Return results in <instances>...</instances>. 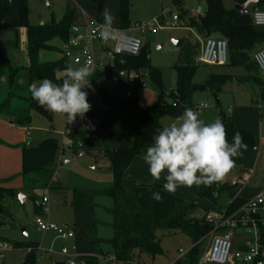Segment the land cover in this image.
Returning <instances> with one entry per match:
<instances>
[{"label":"rangeland","instance_id":"374dc122","mask_svg":"<svg viewBox=\"0 0 264 264\" xmlns=\"http://www.w3.org/2000/svg\"><path fill=\"white\" fill-rule=\"evenodd\" d=\"M19 0H7L11 7V15L0 28V39L7 54L9 66L17 67L23 57L22 29H15L11 26V17L17 14V4ZM129 0L130 9L128 20L129 28L124 32L126 34L139 38L142 42L145 54L148 57L149 65L159 71L160 80L164 87L158 89L151 81L146 69L139 72V78L144 81L146 88L137 90L130 87L125 82L110 80L106 82L104 89L109 88V96L115 109L104 106L101 95L98 91L88 92V102L92 105L91 110L83 119L77 117L71 124L70 135L66 134L68 123L65 118L59 115H53L49 122L46 117L32 111L31 122L28 126H14L9 132V138L17 143H31L37 146L38 143L47 137L54 138L58 143L56 155V167L52 180L55 181L50 188L36 190L33 193L34 199L25 197L21 202L15 196L4 195L0 201V264H21L26 254V249L21 244L32 243L35 245L36 264H68L69 260H76L73 256L79 254L96 253L100 249L108 256L111 253L109 239L112 237V217L107 212L111 207L112 201L107 196H100L95 199L96 206L90 207L82 204H71V191L74 188H105L111 183V173L108 169V159L101 149V134L107 144L111 147L128 146L131 141V124L135 119V111L132 109L119 110L120 100L125 98V93L130 91L133 96L139 98L143 106L152 103L169 105L173 98L166 94H175L177 85V75L175 64L179 53V45L174 40H188L196 42L201 47L203 38H198L192 28L187 27L185 21L181 18L174 19V15H179L181 9L186 14L196 17L206 8L205 0ZM73 0H27V13L29 22L32 24L48 23L51 20L58 21L62 18L66 9H82L77 4L72 8ZM225 9H233L235 3L233 0H221ZM113 5L109 10L114 15L116 8ZM93 16L96 18L97 4L95 3ZM251 7L249 8V12ZM83 13H85L83 11ZM159 14L163 15V23L157 20ZM92 15V14H91ZM104 22L102 12L98 13ZM115 22V20H114ZM153 22V31L140 30L136 27L140 23ZM175 23V27L169 25ZM162 28H159V26ZM115 29L117 24L113 23ZM50 48L42 49L39 52L40 62L56 61L61 55L63 42L59 38H53L49 41ZM112 42L109 40L106 47H95L94 56L98 63H101L102 72L108 73L109 66L112 63V56L107 53L111 49ZM261 47V46H259ZM257 48V47H256ZM255 48V49H256ZM254 49V50H255ZM254 50L249 51L250 58ZM198 57V56H197ZM196 57V68L193 76V83L203 84L210 75L230 76L231 79L224 85L217 94L219 106L216 105L215 96L207 89L197 90L191 98L192 108L200 113V118L206 123L213 122L219 115V111L232 121V123L242 129L252 133L255 139V148L243 151V153L252 154L234 158L235 168L226 176L223 182L230 183L235 174L249 173L247 167L251 169V176L247 180V187L261 190L264 187V100L259 97V85L257 79L250 77V72L244 66L225 65H207L200 63ZM69 66L78 68L80 64L74 59H70ZM258 76V75H257ZM245 77V78H244ZM259 78V76H258ZM23 81V83H21ZM8 75L6 66L0 62V103L5 99L9 91V104L11 107H25L27 103L24 98H31L27 74L19 70L14 76L11 86L8 87ZM206 104V107L199 108L200 104ZM14 104L18 106H13ZM230 108L233 113L229 115L226 110ZM185 109L181 111L183 113ZM176 117L170 114H163L159 118L162 127L170 124ZM3 120L0 125H10L7 117H0ZM89 120L95 127V132H88L86 121ZM28 130L31 136L26 137ZM2 133H0L1 135ZM0 145V154L2 151ZM7 148V147H5ZM17 150V148H8ZM14 152V151H13ZM19 152V151H18ZM10 155V154H9ZM6 156V157H9ZM1 158V155H0ZM6 167L11 171V181L18 179L17 174L20 170V159L11 156ZM246 169V170H245ZM245 170V171H243ZM19 175V174H18ZM55 176V177H54ZM237 188H228L220 195L217 203H211L208 200L195 199L202 207L207 208V214L212 215L216 211L226 209L231 194ZM18 192H21L20 190ZM27 196L28 192H21ZM45 196L47 202L42 203L44 213L37 215L34 200L41 203V198ZM201 213V212H200ZM92 214L99 222L96 226V235L103 242L99 247H90L84 241L80 232H87V215ZM36 216H41L45 221L55 223L58 226H64L73 232V236L67 239H60L53 231H41L34 223ZM232 249H240L244 242L249 240L251 233L245 230L234 229ZM159 245L162 253L151 256L146 253L136 255L134 261L136 264H175L179 258L187 260V255L182 257L179 249L186 253L191 247V240L180 231L167 233L163 230L157 231ZM209 242V236H205L200 241L201 253L204 252ZM63 249H66L64 255ZM77 261V260H76Z\"/></svg>","mask_w":264,"mask_h":264},{"label":"trees","instance_id":"16d2710c","mask_svg":"<svg viewBox=\"0 0 264 264\" xmlns=\"http://www.w3.org/2000/svg\"><path fill=\"white\" fill-rule=\"evenodd\" d=\"M105 0H96L98 12ZM245 0H233L235 4L243 3ZM205 10L192 17L182 10L177 18L185 21L187 27L192 28L198 38L209 36L224 38L227 42V62L229 66H244L250 72V77L257 79L259 85V97L264 100V77L259 72L252 58L248 53L256 47L264 46V28L256 27L251 21L248 12L238 13L234 8L225 9L221 0H205ZM252 7L264 9V0ZM251 7V8H252ZM130 9L129 0H119L118 28L120 30L129 27L128 13ZM11 15V7L7 0H0V28L3 27L4 20ZM74 20V11L66 9L62 18L58 21L51 20L48 23L32 24L29 22L27 13V0H19L17 4V14L11 17V26L15 29L23 28L25 35L23 57L19 67L9 66L4 45L0 39V62L6 66L8 75V87L19 69H25L28 76V84L38 83L42 79L48 78L54 82H60L56 78V70H63L69 66V58L61 55L56 61L40 62L39 52L42 49L50 48L49 41L59 38L65 43L69 38V27ZM157 20L162 23V16H157ZM179 45V53L174 66L177 75V85L175 94H166L173 98L169 105L152 103L148 106H141L138 97L131 95L120 100L119 110L132 109L136 112L132 128L131 141L128 146L111 147L105 138L99 134L101 149L108 159V169L111 173V183L105 188H74L71 191V204H82L95 207V199L100 196H107L111 199V207L107 212L112 217V237L109 239L111 253L116 259V264H131L135 262L136 255L146 253L151 256L162 253L157 236L158 230L171 233L180 231L191 240L190 249L182 256L187 255V260L178 259L175 264H197L201 255L200 241L208 236L212 229L210 222L206 220V208L198 205L193 200H186L174 194L167 193L160 184H145L136 180H125L124 171L128 168L132 160L146 150L153 142V137L158 129L163 127L159 123V118L163 114H170L174 117L181 115V111L192 108L191 98L197 90H209L215 97L222 91L224 85L231 79L230 76L210 75L203 84L193 83V76L196 68V57L200 47L196 42L188 40H176ZM133 69L141 72L142 69L148 71L149 78L154 85L163 90L159 71L149 65L148 57L143 46L135 56L126 54L115 55L109 66V72L105 73L96 70L91 76L92 88L89 90L98 91L101 95L104 106L115 109L109 93L105 92L100 81L104 77H110L119 70ZM259 78H258V76ZM9 91L5 99L0 103V117H7L12 124L18 127H26L31 122V113L36 111L43 115L50 122L52 113L46 111L38 102L31 98H24L27 102L25 107H11L9 104ZM216 105L219 106L218 98ZM218 117L224 123L227 130V138L232 142L233 135L239 131L243 136V141L247 145V150L255 148V139L248 130L238 128L232 124L230 118L219 111ZM71 124L66 126V134L70 135ZM96 129L93 130L95 132ZM0 143H2L0 141ZM21 149V177L22 185L20 189H13L4 186L7 180L0 181V201L4 195L15 196L20 190L28 192L26 197L34 199L33 193L36 190L50 188L55 181L52 180L56 167V155L58 143L54 138H44L37 146L32 144H20ZM129 183L128 186H124ZM231 186L222 182L213 184L211 187L199 186L195 196L205 199L211 203H217L221 194ZM159 192L163 196V201L158 202L153 199V193ZM246 199L235 197L228 201L226 209L228 211L241 205ZM37 215L43 213L42 203L34 200ZM1 209V208H0ZM2 211V210H1ZM201 212V213H200ZM99 222L92 214L87 215V232H80L86 243L90 247H99L103 242L96 235V226ZM26 249V254L21 264H36L35 245L32 243L21 244ZM97 255H107L100 249ZM82 264H100L94 259H87Z\"/></svg>","mask_w":264,"mask_h":264},{"label":"clouds","instance_id":"9594fccd","mask_svg":"<svg viewBox=\"0 0 264 264\" xmlns=\"http://www.w3.org/2000/svg\"><path fill=\"white\" fill-rule=\"evenodd\" d=\"M102 15L104 22L99 26V38H115L118 31L113 27L115 17L108 8L103 9ZM92 75L93 70L87 65L68 66L62 71L56 70L60 82L45 78L32 83L28 90L32 99L46 111L73 124L77 117L83 119L92 108L85 91L92 88ZM242 149L246 151L247 145L239 131L229 142L226 127L219 117L206 123L199 112L186 108L170 124L157 130L142 159L152 180L160 181L163 177V189L174 194L180 187H211L222 183L236 166L234 158L243 156ZM153 199L162 202L163 196L154 192Z\"/></svg>","mask_w":264,"mask_h":264},{"label":"built area","instance_id":"2783aa9c","mask_svg":"<svg viewBox=\"0 0 264 264\" xmlns=\"http://www.w3.org/2000/svg\"><path fill=\"white\" fill-rule=\"evenodd\" d=\"M254 26L264 28V9L252 7L249 12ZM102 23L97 19H90L84 25L77 26L72 24L69 27V38L63 43L61 52L67 58L76 59L80 66L87 65L93 72L100 70L101 63L96 61L94 56V45L100 44L106 47V43L111 40V49H107L112 57L115 55L126 54L135 56L139 53L142 42L139 38L126 34L123 30H118L115 38L103 40L99 38V26ZM163 25L159 26L162 28ZM175 27L173 23L169 25ZM136 27L142 31H153V22L140 23ZM200 63L207 65H225L227 62V42L224 38L209 36L201 41L200 51L197 57ZM252 60L257 66L259 72L264 77V48H258L253 52ZM79 66V67H80ZM91 79V77H90ZM116 80L125 82L132 88L143 90L146 84L139 78V73L133 69H121L110 77H104L100 84L105 87L106 82ZM91 85H92V81ZM89 92V89H85ZM106 93L110 90L107 88ZM132 93L127 91L125 97H130ZM206 107V104H200L199 108ZM230 111V110H229ZM29 136V131L26 130ZM250 173H242L230 180L231 187L240 188L244 186L249 179ZM47 202L43 196L41 203ZM206 220L211 223L212 229L209 232V242L204 252L201 253L197 264H264V187L253 197L246 199L241 205L228 211L222 209L214 212L212 215L206 213ZM34 223L41 231H53L60 239H67L73 236V232L66 226H58L55 223L45 221L41 216H36ZM234 229L245 230L251 233L249 240L244 242L240 249L233 250ZM179 253L184 255L183 249ZM64 255H69L64 253ZM100 264H116L114 256L96 255L94 258ZM68 264H79L76 260H69ZM131 264H136L132 262Z\"/></svg>","mask_w":264,"mask_h":264},{"label":"crops","instance_id":"0c3cea01","mask_svg":"<svg viewBox=\"0 0 264 264\" xmlns=\"http://www.w3.org/2000/svg\"><path fill=\"white\" fill-rule=\"evenodd\" d=\"M112 1H114V6H115V8H116V11H114V15H115V22H114V24H117V27L116 28H118V12H119V0H105L104 1V3L102 4V6H101V12H103V9L104 8H108L109 9V7L111 6V5H113V4H111L112 3ZM173 3H177V0H173L172 1ZM95 3H96V0H73V2H72V8H74L77 4H79L78 6H81V8L82 9H70V10H73L74 11V20H73V23L72 24H74V25H77V26H82V25H84L88 20H90L91 18L90 17H88V16H93V13H94V10H95ZM97 4V3H96ZM97 11H96V18L95 19H97V20H99L101 23H102V19L100 18V15H98V13L100 12H98V5H97ZM182 10H184V9H181V11ZM83 11L85 12V13H83ZM202 13V12H201ZM92 14V15H91ZM95 14V13H94ZM159 15H161L162 16V23H163V21H164V19H163V15L162 14H159ZM158 15V16H159ZM94 17V16H93ZM102 17H103V15H102ZM173 18L174 19H176L177 18V15H174L173 16ZM130 23V22H129ZM129 28V27H128ZM128 28H126V29H128ZM22 29V32H21V36H22V38H21V40H22V44H23V46H22V48H23V50H24V42H25V35H24V29L23 28H21ZM119 29V28H118ZM126 29H123V31H125ZM95 47H101V45L100 44H95L94 45V51H95ZM261 47H263L264 48V46H261ZM261 47H257L256 49H258V48H261ZM255 49V50H256ZM254 50V51H255ZM76 62H78V60H76V59H74ZM79 63V62H78ZM21 64V63H20ZM80 64V63H79ZM20 66V65H19ZM19 66H17V67H19ZM19 70H23V71H25L26 72V70L25 69H19ZM18 70V71H19ZM101 70V69H100ZM17 71V72H18ZM26 74H27V72H26ZM16 75V74H15ZM27 78H28V76H27ZM245 78V77H244ZM11 86V85H10ZM227 86H224L223 87V89L224 88H226ZM215 98H217V97H215ZM138 100H139V98H138ZM139 104L141 105V106H143V104H142V102L139 100ZM27 105V103H25V106ZM13 106H18V105H16V104H14ZM22 107V106H21ZM230 110V111H229ZM226 112L229 114V115H231L232 113H233V111H232V109H230V108H228L227 110H226ZM135 116H136V112H135ZM2 119L0 120V123H2ZM134 122V121H133ZM233 124V123H232ZM234 125V124H233ZM235 126V125H234ZM237 127V126H236ZM13 128H14V126H13V124L12 123H10V125H7V126H5L4 124L3 125H0V133H2L1 135H0V141L2 142V143H0V145L2 146L1 148H2V151H1V158H0V181H2V180H7L5 183H4V186H6V187H9V188H13V189H20L21 188V185H22V181H21V177L17 174V176H18V179L17 180H15L14 182H12L11 181V178H9L10 177V175L12 174L11 173V171L9 170V168L8 167H6V163H7V161H8V159L11 157V156H13V157H18L19 159H20V170H21V149H20V147H19V145L21 144V143H17L16 141H14L12 138H9L10 137V135H8L9 134V132L11 131V130H13ZM239 128V127H238ZM23 132H25L24 133V135L26 136V137H28L27 135H26V130L25 129H23L22 130ZM29 136H31V133L29 132ZM23 144V143H22ZM25 144H29L28 142L26 143L25 142ZM31 144V143H30ZM5 147H7V148H5ZM13 147H15V148H17L18 149V151L17 150H10V149H8V148H13ZM243 150V149H242ZM14 151V152H13ZM244 151V150H243ZM246 151H248V150H246ZM146 152V150H143L142 151V153L140 154V155H138V156H136L133 160H132V162L130 163V165L128 166V168L124 171V173H123V177H124V179L125 180H128V181H130V180H136V181H139V182H142V183H145V184H152V183H156V184H160V185H162L163 186V183H165V181H164V179H163V177L161 178V180L160 181H153L152 180V177L150 176V173L148 172V167H147V165L145 164V162L143 161V159H142V156L144 155V153ZM10 154V155H9ZM9 155V157H6V156H8ZM243 155L244 156H249V157H251L252 156V154H250V153H243ZM246 169H248V171H250L251 172V169L249 168V167H247ZM245 169V170H246ZM20 170H19V172H20ZM245 170H243V171H245ZM249 172V173H250ZM240 174V173H239ZM239 174H235L232 178H231V180L235 177V176H238ZM250 176H251V173H250ZM250 176H249V178H250ZM55 177V176H54ZM249 180V179H248ZM129 185V183H126L124 186H128ZM198 188L199 187H197V186H193V187H191V188H188V187H180V188H178L177 189V191L174 193V195H176V196H178V197H180V198H183V199H186V200H193V201H195V199L197 198L196 196H195V194H196V191L198 190ZM257 188H251V187H247V185L245 184L244 186H242V187H240V188H237L236 190H235V192L234 193H232L231 194V199H233V198H235V197H238V198H242V199H248V198H251V197H253L259 190H256ZM198 199V198H197ZM200 199V198H199ZM230 199V200H231ZM201 200H205V199H201ZM196 202V201H195ZM197 203V202H196ZM198 205H200V203L198 202L197 203ZM200 206H202V205H200ZM206 210L208 211V209L206 208ZM43 213H44V211H43ZM207 213V212H206ZM64 226H66V225H64ZM84 241H85V239H84ZM86 242V241H85ZM87 244V243H86ZM66 252V249H63V253H65ZM97 254L96 253H88V254H79V255H74L73 257L77 260V262H83V261H85V260H87V259H93L95 256H96Z\"/></svg>","mask_w":264,"mask_h":264},{"label":"water","instance_id":"95a60500","mask_svg":"<svg viewBox=\"0 0 264 264\" xmlns=\"http://www.w3.org/2000/svg\"><path fill=\"white\" fill-rule=\"evenodd\" d=\"M262 0H245L243 3H240V4H235L234 5V9L240 13V14H245L248 12V9L254 5H257L261 2ZM174 42H176L174 40ZM110 52L108 51V54ZM217 101V98H215V102ZM86 129L88 132H93V130L95 129L94 125L89 121L87 120L86 121ZM68 134V132H67ZM26 196L24 194H22L21 192H17L15 194V198L17 200H19L20 202L25 198ZM0 213H2L1 209H0ZM79 264H82V262H80Z\"/></svg>","mask_w":264,"mask_h":264}]
</instances>
